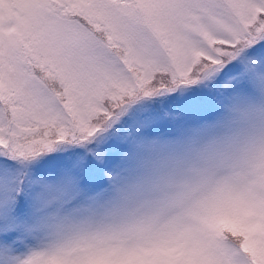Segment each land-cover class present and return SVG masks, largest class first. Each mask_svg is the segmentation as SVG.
<instances>
[{"label": "snow or ice", "instance_id": "6c2138e0", "mask_svg": "<svg viewBox=\"0 0 264 264\" xmlns=\"http://www.w3.org/2000/svg\"><path fill=\"white\" fill-rule=\"evenodd\" d=\"M264 63V0H0V264L24 262L28 190L79 162L136 101ZM239 73V75H237ZM231 77V81H229ZM244 214L203 264H264ZM161 249L146 264H177Z\"/></svg>", "mask_w": 264, "mask_h": 264}, {"label": "clouds", "instance_id": "9594fccd", "mask_svg": "<svg viewBox=\"0 0 264 264\" xmlns=\"http://www.w3.org/2000/svg\"><path fill=\"white\" fill-rule=\"evenodd\" d=\"M238 87L210 119L173 134L126 137L107 184L86 188L79 162L28 190L24 262L146 264L172 250L203 264L244 214L264 222V63L247 57Z\"/></svg>", "mask_w": 264, "mask_h": 264}, {"label": "rangeland", "instance_id": "374dc122", "mask_svg": "<svg viewBox=\"0 0 264 264\" xmlns=\"http://www.w3.org/2000/svg\"><path fill=\"white\" fill-rule=\"evenodd\" d=\"M228 79L231 81L232 78ZM240 83L244 86L243 81ZM223 97L217 89V78L214 77L192 85H181L170 93L136 101L112 124L99 142L89 145L91 151L79 147L75 149L79 155L82 184L91 190L106 186L105 174L120 162L127 149L126 137L133 133L145 136L170 135L180 126L210 120L218 112V102Z\"/></svg>", "mask_w": 264, "mask_h": 264}]
</instances>
